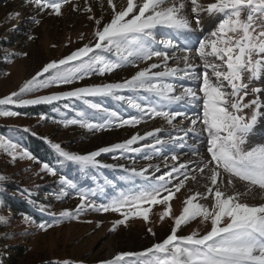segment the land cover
Instances as JSON below:
<instances>
[{
  "label": "rangeland",
  "instance_id": "rangeland-1",
  "mask_svg": "<svg viewBox=\"0 0 264 264\" xmlns=\"http://www.w3.org/2000/svg\"><path fill=\"white\" fill-rule=\"evenodd\" d=\"M136 2L142 3V0H136ZM171 2L172 0H169V3ZM198 2L206 5L212 0H198ZM113 3L117 11L127 6V0H113ZM191 7L190 0H186L185 14L196 27ZM88 8H91V12L87 10ZM135 11H138V8ZM112 14V7L107 0H66L60 15H56L51 9L41 10L31 0H0V99L12 92L18 93L17 97H14L17 102L0 105V111L18 113L15 116L0 115V176L4 177L0 180V217L5 218L0 220V264H9L10 256L14 257V264L44 262L101 264L102 261L111 259L120 252L143 251L152 244L161 242L170 234L173 226L172 217L180 214L186 197L195 192L206 191L205 185L202 186L200 182L191 185L192 180L189 179L185 187L170 201L172 217L160 220L159 213L163 211L164 206L154 205L150 211L149 222L146 223L142 218H130L126 224L116 226L115 230H112L113 222L121 218L119 213L96 211L87 206V204L96 206L107 204L121 192L132 190L133 183L137 188L145 183V177L135 176L126 171L127 169L135 168L139 171L147 168L145 176L149 183L154 182L153 177L171 173L165 184V187L169 189L183 179L185 172L189 176L196 174L200 164L198 156L203 153L206 159L210 158L207 152V133L203 132L202 101L194 112L191 110L193 106L191 108L190 106L195 104L165 101L143 89H121L116 91L115 96H122L123 100L116 99L115 96H95L90 100L99 105V109L92 106L90 108L84 105H79V108L76 106V117H73V121L81 122L82 125L72 123L66 127L62 125L59 127L54 121H44L43 117H31L26 115V112H19V109L47 103L22 105L19 100L71 91L78 87L122 83L141 68L151 63H160V58L157 57L149 61L130 58L129 62H125L122 56L127 55V51L124 50L126 46H122L121 50L115 47L111 50H97L90 53L88 57L82 58V61H73L68 66H62V69L79 68L82 64L89 67L88 72L79 73L81 78H73L71 84L55 83L52 79L55 73L50 70L49 73L38 78L48 82V87H34L30 91L20 93L19 89L24 82L31 79L45 64L63 59L84 45L94 46L95 30L102 28L103 24L111 19ZM206 16L207 13H201L202 20ZM220 18L222 17L218 16L204 28H200L198 37L197 34L195 36V33H190V39L194 45L189 53L190 63L197 65V68L195 73L189 70L191 73L189 76L180 72L175 77L164 79V82L174 84L175 94H180L184 87L198 90L202 80H196L194 75H201L205 69L195 53V46L198 45V39L210 35ZM36 20H39V23H35ZM96 20H100L101 23L97 25ZM256 23L259 25L262 21L257 19ZM176 31L155 30L153 50L165 51L162 41L171 40L177 47L167 49L169 55L175 51L178 57H182L184 53L180 49L183 48L184 43L180 42ZM29 36L32 39H29ZM97 57L100 59L98 60ZM208 59L210 63H220L214 57ZM106 63L119 66L101 74L99 68ZM167 64L169 67H184L182 60L171 59ZM152 71H163V67ZM208 72L211 76V69ZM243 78L244 83L248 85V95L244 99V103H247L255 95L262 94H254L252 89L260 88L263 80L261 77L259 80L257 78L249 80L248 73H244ZM198 95L202 96V93L198 92ZM240 95H243V92ZM66 98L60 100L68 101ZM84 98L87 99L89 96ZM129 101L140 105V108L133 107ZM149 107H156L158 111L181 112L184 115L176 117L172 124H168L162 117H151L141 111ZM111 112H116L117 116H110ZM250 113L249 108L241 114L250 115ZM197 117H200V120L193 126L192 121ZM132 118L139 119L141 122L134 125H120L121 120ZM85 122L104 126L89 129L83 126ZM157 128L160 131L153 136L145 137L144 140L131 145L133 149H137L136 151L115 149L102 152L95 157L97 161L95 165L69 161L60 155L64 165L51 167L52 173L42 170L43 164L35 158L17 156L13 159L12 155L5 151L7 143L18 145L17 151L26 149L23 144L26 134L31 132L52 145L59 144L66 152L86 155L100 148L122 143L134 134L143 136L144 133ZM189 128H193V131L188 132ZM194 132L199 135H191ZM253 134L254 132L250 136L255 138ZM107 135L109 137L104 139ZM171 137L176 139L164 145L156 144V140L169 141ZM251 139L249 137L250 141ZM201 142L204 145L200 148V154L193 155L195 150L192 151L191 148L197 147ZM248 145L249 143L246 146L249 147ZM174 155L177 157L175 161L171 159ZM181 163L187 164V169L172 173V167H178ZM121 165L123 167H120ZM56 171H59V175L71 183L62 184L61 177H56ZM233 181V183H239L241 189L239 188L238 191L244 193L245 182L237 178H233ZM251 191L253 193L250 194L249 202L255 201L256 195H264L258 187H254ZM81 194L86 195V204L77 211V206L81 204ZM163 194L166 193L162 190ZM4 195L8 199L30 196L38 202V206L47 210L48 214L43 213L39 217L41 221L35 223L11 211L8 205H5L9 201L4 202ZM243 197L246 195L240 198ZM247 199L243 198V200ZM199 202L209 206L212 203L211 200ZM63 210H68L70 215L61 216L60 213ZM41 225L44 228H41ZM49 225L51 227H48ZM149 228L152 229V233L148 232ZM208 230H210V222L196 218L181 226L177 234L183 236L196 231L203 235ZM16 247L22 248L20 255L15 254Z\"/></svg>",
  "mask_w": 264,
  "mask_h": 264
},
{
  "label": "snow or ice",
  "instance_id": "snow-or-ice-1",
  "mask_svg": "<svg viewBox=\"0 0 264 264\" xmlns=\"http://www.w3.org/2000/svg\"><path fill=\"white\" fill-rule=\"evenodd\" d=\"M31 2L41 10L51 9L53 13L60 15L66 0H31ZM107 2L112 7L113 14L102 28L95 30L94 46L84 45L63 59L45 64L31 79L24 82L19 89L20 93L30 91L34 87H48V82L38 78L43 77L50 70L55 73L52 78L55 83L71 84L73 78H81L79 73L88 72L89 67L82 64L79 68L62 69V66H68L73 61H82V58L88 57L96 50H111L113 47L121 50L122 46H126L124 50L127 51V55L122 56L125 62H129L130 58L149 61L157 57L160 58V63H151L141 68L122 83L78 87L71 91L19 100V103L22 105L50 103L65 97L83 99L85 96H115L116 91L121 89H143L169 102L199 105L202 101L203 132L207 133V152L210 154V159L205 162L206 158H202L197 168L201 176L204 175L205 170L209 173L207 176L209 183L205 185L206 191L195 192L186 197L183 208L177 216L172 217L170 201L185 187L189 179L196 181V175L189 176L185 172L183 179L169 189L165 187V184L171 173L153 177L154 182L149 183L145 176L147 168L139 171L135 168L127 169L126 171L135 176L145 177V183L138 188L133 183L132 190L121 192L107 204L100 206L87 204L96 211H112L121 215L120 219L113 222L112 230H115L118 225L126 224L130 218H142L146 223L149 222L150 211L154 205L164 206L163 211L159 213L160 220H164L165 217L173 219L170 234L161 242L154 243L140 252L117 253L111 259L102 261L101 264H264V203L250 205L240 199L254 187L264 191V143L246 146L258 117L264 115V102L261 95H255L253 99L244 103L248 95V85L244 83L243 78L244 73H248L249 80L264 74V0H212L206 5L199 3L198 0H190L191 12L195 16L197 28L202 26L201 13H207L210 19L218 16L222 18L219 19L210 35L198 39V45L195 46V53L205 69L201 75L194 77L196 80H202L198 90L184 87L178 95L175 94L174 84L164 82V79L175 77L180 72H183L185 76L195 73L197 65L190 63L189 55L194 46L192 40L185 36L184 46L180 49L184 53L182 57H178L175 51L169 55L167 49L177 47L171 40L162 41L165 51L153 50L152 44L154 31L157 29L177 30L181 34L195 31L189 16L185 14L186 0H172L171 3L169 0H142V3L127 0V6L119 11L116 10L113 0H107ZM136 8L138 11H135ZM87 10L91 12V8ZM89 18L92 19V17ZM257 19H260L262 23L257 25ZM35 23H39V20ZM96 23L99 25L101 21L96 20ZM29 39L32 37L29 36ZM209 57H214L220 63H210ZM97 59L100 58L97 57ZM171 59L182 60L184 67H169L167 62ZM118 66L114 63H106L99 68V71L103 74ZM160 67H163V71H152ZM209 69H211V76ZM262 91L264 90L261 88L252 89L254 94H260ZM198 92L202 93V96L198 95ZM241 92L243 95H240ZM17 95V92H12L5 96L0 99V105L17 102L14 100ZM115 98L124 99L122 96H115ZM129 103L133 107L140 108V105L132 101ZM91 106L100 108L97 104ZM249 108L250 115L241 114ZM141 111L151 117H162L168 124H172L176 117L184 115L175 111H158L156 107L141 109ZM0 115L15 116L18 113L0 111ZM110 116L116 117L117 113L111 112ZM198 120L200 117L192 121L193 126ZM75 122L72 121V123ZM140 122L139 119L132 118L121 120L120 125H134ZM83 126L96 129L104 125L85 122ZM159 131L160 129L157 128L144 133L143 136L134 134L122 143L100 148L86 155L66 152L59 144H53L52 147L69 161L95 165L97 163L95 157L100 153L115 149L136 151L137 149H133L131 145ZM187 131L191 132L193 128ZM175 139L171 137L169 141L156 140V144L164 145ZM17 148L16 144L7 143L5 151L9 152L13 159L17 156L33 158L26 149L17 151ZM193 155H196L195 151ZM171 159L175 161L177 157L174 155ZM187 167V164L181 163L178 167L173 166L171 171L172 173L181 172ZM42 170L53 172V168L48 164H43ZM223 174H227L226 182ZM233 178L245 182V193L239 191L228 193L227 188L234 186ZM3 179L4 177L0 176V180ZM60 182L71 183L64 177L60 178ZM162 190L166 194L162 195ZM86 199V195H80L81 204L77 206V211L85 206ZM200 200H211L212 203L209 206L200 203ZM60 215L69 216L70 213L68 210H63ZM196 218L210 222V230L203 235L196 231L183 236L177 234L181 226ZM4 219L0 217V220ZM40 227L44 228L43 225ZM148 232L152 233V229L149 228Z\"/></svg>",
  "mask_w": 264,
  "mask_h": 264
},
{
  "label": "trees",
  "instance_id": "trees-1",
  "mask_svg": "<svg viewBox=\"0 0 264 264\" xmlns=\"http://www.w3.org/2000/svg\"><path fill=\"white\" fill-rule=\"evenodd\" d=\"M97 51V50H96ZM97 83V82H96ZM95 96H89V98L79 99V98H66L65 101L59 100L58 102L40 104L37 106H33L26 109H19V112H26V115L31 117H43L44 121H54L57 125L62 126H70L73 121V117H76V106L84 105L87 108H90L91 105L96 104L90 99H93ZM79 108V107H78ZM74 124L80 126L82 125L81 122H75ZM73 124V125H74ZM60 127V126H59ZM75 127V126H74ZM109 136L107 135L104 139H107ZM23 146L28 150L32 157L35 158L42 164H48L50 167H57L58 165L63 166L64 160L60 158V153L52 147L50 142L46 141L45 139L39 137L37 134H33L28 132L26 134V140ZM56 177H61L59 175V171H56ZM55 175V174H54ZM66 185V184H65ZM4 202L9 201L5 205H8L11 211L14 213H18L20 216L24 218L31 219L33 222H40L41 215L48 214L47 210L42 209L38 206V202L34 201L30 196H21L16 197L15 199L6 198V195L3 196ZM22 252L21 247L15 248V254L20 255ZM14 257L10 256L8 259L9 264H14ZM39 264H60L59 262H44ZM71 264V263H65Z\"/></svg>",
  "mask_w": 264,
  "mask_h": 264
},
{
  "label": "bare ground",
  "instance_id": "bare-ground-1",
  "mask_svg": "<svg viewBox=\"0 0 264 264\" xmlns=\"http://www.w3.org/2000/svg\"><path fill=\"white\" fill-rule=\"evenodd\" d=\"M213 19H210L209 17H208V15L206 16V18L204 19V20H202V26L201 27H199V28H197V27H195L194 25H192L193 26V29H195V31L194 32H192V33H195V36H196V34H197V37H198V34H199V32H200V28H204L206 25H208L209 24V22L210 21H212ZM197 32V33H196ZM176 33H177V36H178V39L180 40V42L181 43H185V36H187V35H189L188 37L190 38V33H184V34H181V32L180 31H176ZM178 40V41H179ZM195 76V75H194ZM261 78H262V82H261V85L263 86V88H262V90H264V74H262L261 76H260ZM195 83V82H194ZM182 85V84H181ZM183 86V85H182ZM261 98H262V102H264V91H262V94H261ZM193 106V107H192ZM192 107V108H191ZM190 108H191V110L192 111H194V112H196L197 110L196 109H198L199 107H198V105H191L190 106ZM193 109H195V110H193ZM191 111V112H192ZM252 132H254V134L253 135H255L256 137L254 138V137H252V136H249L250 138H252L251 139V141L249 140V138H248V140H247V143H249V147H251V146H254V145H256V144H258V143H264V115H262V116H260V117H258V120H257V123H256V125L254 126V128H253V130L251 131V134L250 135H252ZM191 135H195V136H197V133H191ZM206 139V138H205ZM206 142V141H205ZM203 145H204V143L203 142H201L200 144H198V146L197 147H193V148H191V150L192 151H196V153L197 154H200L199 152H201V150H200V148L201 147H203ZM199 148V149H198ZM189 150V149H188ZM205 154V153H204ZM209 156V155H208ZM204 157V155H203V153H202V155L200 154L199 156H198V158L200 159V164H201V160H202V158ZM210 157V156H209ZM205 158V157H204ZM194 159H197L196 157H194ZM208 159V158H207ZM207 159H205V162H207ZM210 159V158H209ZM199 164V165H200ZM198 165V166H199ZM194 175H196L197 176V180L196 181H192L190 184L191 185H193L194 183H198V182H200V184H202V186L203 185H206V184H208L209 183V181L207 180V176L209 175V173H208V171L207 170H205V173H204V175L203 176H201V174L197 171V173L196 174H194ZM223 178L225 179V182H226V180H227V175H224L223 174ZM234 182V181H233ZM233 185L234 186H232V187H228L227 188V191H228V193L229 194H232V192H234V191H238L239 190V188H240V185H239V183H233ZM244 186V185H243ZM243 189H244V187H242ZM205 189H206V187H205ZM241 189V188H240ZM244 193L246 192V189H244V191H243ZM264 192V191H263ZM251 193H253V191H249V192H247V194H246V197H243V198H248L247 200H243V198H240L241 199V201L242 202H246V203H248V204H250V205H252V204H259V203H264V195H256V200L254 201V200H250V202L248 201L251 197H250V194ZM255 193V192H254ZM254 197V196H253ZM252 197V198H253Z\"/></svg>",
  "mask_w": 264,
  "mask_h": 264
}]
</instances>
